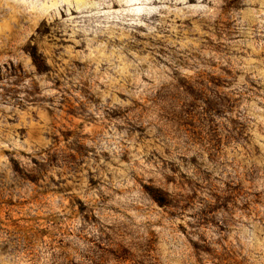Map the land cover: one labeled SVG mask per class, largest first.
Listing matches in <instances>:
<instances>
[{"label":"rangeland","instance_id":"1","mask_svg":"<svg viewBox=\"0 0 264 264\" xmlns=\"http://www.w3.org/2000/svg\"><path fill=\"white\" fill-rule=\"evenodd\" d=\"M0 264H264V0H0Z\"/></svg>","mask_w":264,"mask_h":264}]
</instances>
